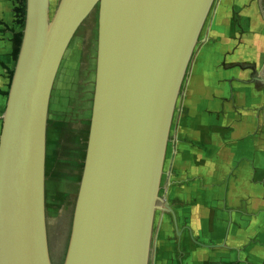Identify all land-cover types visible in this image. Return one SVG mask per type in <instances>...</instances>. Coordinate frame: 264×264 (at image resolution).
<instances>
[{"label": "water", "instance_id": "water-1", "mask_svg": "<svg viewBox=\"0 0 264 264\" xmlns=\"http://www.w3.org/2000/svg\"><path fill=\"white\" fill-rule=\"evenodd\" d=\"M215 2L60 0L51 17L50 0H26L0 136V264H54L46 206L50 103L70 44L95 12L92 112L62 264H150L173 119Z\"/></svg>", "mask_w": 264, "mask_h": 264}, {"label": "crops", "instance_id": "crops-1", "mask_svg": "<svg viewBox=\"0 0 264 264\" xmlns=\"http://www.w3.org/2000/svg\"><path fill=\"white\" fill-rule=\"evenodd\" d=\"M19 5L0 0V136L16 67ZM214 6L183 83L165 162L161 194L180 233L173 224L159 232L156 226L150 264H264V0ZM81 145L64 149L74 178L67 194L79 189ZM47 202L46 184L49 221Z\"/></svg>", "mask_w": 264, "mask_h": 264}, {"label": "rangeland", "instance_id": "rangeland-1", "mask_svg": "<svg viewBox=\"0 0 264 264\" xmlns=\"http://www.w3.org/2000/svg\"><path fill=\"white\" fill-rule=\"evenodd\" d=\"M59 2L60 0H50L51 17L54 16ZM214 8L215 6L212 10ZM97 19L98 14L95 12L85 21L70 44L58 74L50 103L47 128L48 165L46 164V184L51 256L54 264L63 263L71 234L77 198V193L67 194L65 192L67 186L73 183L74 178L68 172V164L64 156L68 157L69 153H66L67 150L64 152V149L66 145L71 146L82 142L83 145L78 147L81 159L78 160L75 166L77 172L83 167L82 159L86 152L95 88ZM200 44L201 42L196 48L193 59L195 56L198 57ZM81 87L83 88L81 89ZM86 89H88L87 92ZM185 89L186 86L184 85L181 92ZM182 105V94H180L171 129L170 143L167 150L168 156L170 155L171 141L174 135L173 127L178 117V109ZM82 118H85L83 123ZM64 201L67 203L66 206L63 205ZM156 226L158 227L157 217L154 229ZM153 250L154 246L152 252Z\"/></svg>", "mask_w": 264, "mask_h": 264}, {"label": "flooded vegetation", "instance_id": "flooded-vegetation-1", "mask_svg": "<svg viewBox=\"0 0 264 264\" xmlns=\"http://www.w3.org/2000/svg\"><path fill=\"white\" fill-rule=\"evenodd\" d=\"M162 191V189H161ZM162 199H163V203L160 204V210L157 211L156 213V217L158 218V227H157V231L159 232L162 224H164L165 227V223L167 224H173L174 228H175V235L179 236L180 233V229H179V225H178V221L177 218L175 217V215L173 214V210L172 208L168 205L167 201L164 199V197L162 196V194L160 193ZM171 209H169L167 206ZM49 227H50V223L48 221V238H49V246H50V252H51V238H50V232H49ZM154 231L156 232V228L154 229ZM155 232L153 234V243H154V237H155Z\"/></svg>", "mask_w": 264, "mask_h": 264}, {"label": "trees", "instance_id": "trees-1", "mask_svg": "<svg viewBox=\"0 0 264 264\" xmlns=\"http://www.w3.org/2000/svg\"><path fill=\"white\" fill-rule=\"evenodd\" d=\"M20 5H19V20H18V25L20 27V30L14 38V46H15V60L17 62L19 51L21 48L22 44V39H23V28H24V22H25V14H26V0H19ZM14 70L11 73V81L13 78Z\"/></svg>", "mask_w": 264, "mask_h": 264}]
</instances>
